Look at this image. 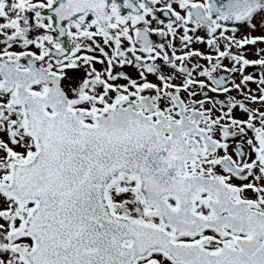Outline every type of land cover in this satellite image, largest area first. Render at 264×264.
<instances>
[{
	"label": "snow or ice",
	"instance_id": "obj_1",
	"mask_svg": "<svg viewBox=\"0 0 264 264\" xmlns=\"http://www.w3.org/2000/svg\"><path fill=\"white\" fill-rule=\"evenodd\" d=\"M0 264H264V0H0Z\"/></svg>",
	"mask_w": 264,
	"mask_h": 264
}]
</instances>
